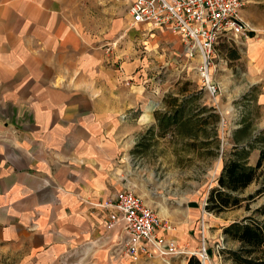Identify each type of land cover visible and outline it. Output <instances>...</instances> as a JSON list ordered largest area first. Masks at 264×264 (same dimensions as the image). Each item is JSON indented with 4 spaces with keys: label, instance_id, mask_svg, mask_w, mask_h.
<instances>
[{
    "label": "crops",
    "instance_id": "obj_1",
    "mask_svg": "<svg viewBox=\"0 0 264 264\" xmlns=\"http://www.w3.org/2000/svg\"><path fill=\"white\" fill-rule=\"evenodd\" d=\"M244 1L240 16L256 33L238 42L232 51L238 57L225 56L231 64L222 68L236 72L238 83L260 88V131L264 14L256 1ZM94 3L0 0V264H167L115 255L122 237L108 229L112 208L105 204L124 189L175 224L167 237L199 250V231L187 220H172L186 219L191 210L166 207L171 194L152 184L168 146L150 144L158 137L147 129L160 122L156 112L169 87L151 86L143 33L149 27L136 26L142 31L135 37L125 31L106 52L115 42L113 29L101 34L90 26ZM154 152L159 157L151 158ZM259 156L252 152L249 164ZM193 255L173 256L170 264H193Z\"/></svg>",
    "mask_w": 264,
    "mask_h": 264
},
{
    "label": "rangeland",
    "instance_id": "obj_2",
    "mask_svg": "<svg viewBox=\"0 0 264 264\" xmlns=\"http://www.w3.org/2000/svg\"><path fill=\"white\" fill-rule=\"evenodd\" d=\"M254 1L259 7V14H264V0ZM130 2L131 0H95L88 12L90 26H95L96 31L101 34L113 29L115 41L125 31L133 37L139 36L142 30L135 26L130 27ZM260 20L263 21L264 18L260 17ZM252 32L256 33L255 29ZM143 33L148 47L147 53H144L147 55L145 62L149 76H153L151 86L169 87L165 106L158 113L160 122L147 129L150 133L157 132L158 138L153 136L149 140L150 144L154 146L160 142L164 147L168 146L166 155L161 156L167 162H164L162 169L155 171L152 184L164 186L171 194V202L166 207L173 210H191L193 215L186 219L172 220L175 223L187 220L189 226L199 231V249L203 243L201 230L204 226L206 248L210 255V261L206 264H235L232 253L239 250L241 244L226 236L223 229L235 220L252 215L255 209L263 206L264 192L243 202L241 207L232 206L217 213L207 210L205 205L210 190L218 185L220 162H223L224 167L234 145L245 146L254 142L255 137L260 134L257 130L262 113L257 105L260 88L248 87L244 84L245 80L238 83L236 72L229 74L228 69L222 68L225 62L230 66L231 63L225 56H232L230 53L238 41L221 38L216 45L214 77L223 81L220 82L221 95L216 102L202 88L198 62L187 58L184 45L178 36L168 37L151 26ZM140 48L144 50L142 44ZM262 145L263 142H255L256 147L252 149L249 157ZM151 156L159 157L155 152ZM260 187V181H254L235 194L247 197ZM247 203L250 204V209H246ZM193 256V264H203L198 255Z\"/></svg>",
    "mask_w": 264,
    "mask_h": 264
},
{
    "label": "built area",
    "instance_id": "obj_3",
    "mask_svg": "<svg viewBox=\"0 0 264 264\" xmlns=\"http://www.w3.org/2000/svg\"><path fill=\"white\" fill-rule=\"evenodd\" d=\"M244 5V0H131L130 27H166L177 34L187 58L198 62L202 88L217 102L221 95L220 82L214 77L217 43L221 38L239 42L254 30L240 16ZM118 44L109 43L106 52H112ZM105 205L112 208L108 229H119L122 237L114 246L115 255L134 262L159 257L170 264L173 256L191 253L198 255L203 264L210 261L204 226L201 249L189 251L180 247L175 238L166 236L175 230V224L161 218L134 190L119 191Z\"/></svg>",
    "mask_w": 264,
    "mask_h": 264
},
{
    "label": "trees",
    "instance_id": "obj_4",
    "mask_svg": "<svg viewBox=\"0 0 264 264\" xmlns=\"http://www.w3.org/2000/svg\"><path fill=\"white\" fill-rule=\"evenodd\" d=\"M232 55L237 54L232 53ZM156 115H159L158 112ZM255 139L245 146L234 145L230 158L218 177V185L210 190L206 199L207 210L217 213L232 206L241 207L243 202L250 201L264 192V129L260 130V134ZM255 142H263V145L259 149L260 156L256 164L250 165L248 158L252 149L256 147ZM254 181H260L261 185L255 193L247 197L235 194L246 189ZM245 207L250 209V204L247 203ZM261 216H264V204L255 209L252 215L242 220H235L223 229L226 236L241 244V248L232 253L235 264H264V218L261 219Z\"/></svg>",
    "mask_w": 264,
    "mask_h": 264
}]
</instances>
